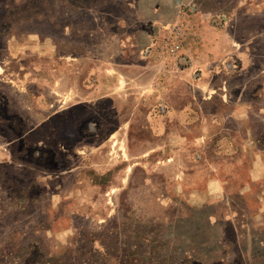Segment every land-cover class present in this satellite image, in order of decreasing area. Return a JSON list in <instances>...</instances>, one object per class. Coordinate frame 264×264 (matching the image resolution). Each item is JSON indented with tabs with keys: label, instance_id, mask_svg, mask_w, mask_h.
<instances>
[{
	"label": "rangeland",
	"instance_id": "obj_1",
	"mask_svg": "<svg viewBox=\"0 0 264 264\" xmlns=\"http://www.w3.org/2000/svg\"><path fill=\"white\" fill-rule=\"evenodd\" d=\"M195 18L227 28L244 46L232 64L244 65L245 77L264 79V0H0V77L43 100L36 116L15 118L14 131L6 121L1 132L3 144L37 123L21 134V180L2 184L15 195L3 198L0 264H264V179L253 182L251 172L253 157L264 161V117L250 119L255 148L243 149L236 134L237 148L213 161L211 179L224 183L212 191L200 178L191 181L199 190L174 188V166L153 157L120 161L125 146L116 135L104 149L109 161H91L87 146L108 138L115 119L99 118L97 138L79 143L84 161H64V120L80 122L64 119L58 100L64 74L76 79L79 71L64 57L76 61L92 51L104 61L119 47L143 48L150 40L166 61L183 64L178 51ZM257 104L264 108V100ZM76 139L69 137V146Z\"/></svg>",
	"mask_w": 264,
	"mask_h": 264
},
{
	"label": "crops",
	"instance_id": "obj_2",
	"mask_svg": "<svg viewBox=\"0 0 264 264\" xmlns=\"http://www.w3.org/2000/svg\"><path fill=\"white\" fill-rule=\"evenodd\" d=\"M198 22L197 18L192 20L191 32L184 37L185 44L178 51L184 55L183 64L166 61L150 40L143 48L119 47L104 61L94 55L90 57L92 51L73 56L76 61L64 57L66 67L75 64L79 71L76 79L64 74V99L58 100H64V119H80L77 125L64 120V132L68 135L64 136V143L68 145L64 149V161H84L85 156L78 145L86 139L97 138L102 128L98 125L99 118L115 119V122L108 130V138L87 146L91 161H109V154L104 153V149L109 142H114L113 135H116L118 144L125 146L126 157L120 161H129L133 157L150 161L153 157L157 164H172L175 168L174 188L180 185L182 189L189 186L199 190L198 183L191 181L200 178L201 185L206 183L212 191L219 183H213L211 179L218 169L213 161H224L230 146L237 148L233 135H241L243 149L255 148L251 134L257 129L250 125V119L254 115L264 117V108L257 104L264 100V79H256L259 73L245 77L246 67L232 64L231 60L235 58L232 55L239 56V48L244 46L233 40L227 28L214 29L208 26V21ZM28 87H23L25 91H22L13 79H8L6 84L0 77L1 137L4 122L8 121L5 124L14 131L15 118L36 116L38 103L43 100L41 97L38 100V94L31 93ZM36 126L37 123L28 126L3 144L0 139V215L5 213L3 198L15 195L14 188L2 187L6 183L15 187V182L21 180L20 152L25 146L21 134H30ZM75 134L77 139L69 146V137ZM29 155L36 157L35 150ZM156 156L161 159L156 160ZM256 158L252 159L251 172L253 182L261 183L264 161L259 156ZM182 165L188 170L181 169ZM203 167L206 170L199 177ZM180 173L185 177L191 175L193 179L184 182ZM66 232L64 228V234Z\"/></svg>",
	"mask_w": 264,
	"mask_h": 264
},
{
	"label": "built area",
	"instance_id": "obj_3",
	"mask_svg": "<svg viewBox=\"0 0 264 264\" xmlns=\"http://www.w3.org/2000/svg\"><path fill=\"white\" fill-rule=\"evenodd\" d=\"M179 47V45L175 44L171 47V51H175L177 48Z\"/></svg>",
	"mask_w": 264,
	"mask_h": 264
}]
</instances>
